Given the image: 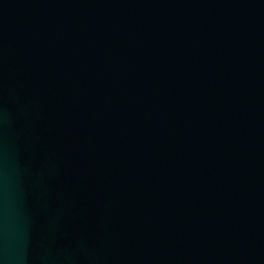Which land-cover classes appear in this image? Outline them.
<instances>
[{"label":"water","instance_id":"1","mask_svg":"<svg viewBox=\"0 0 264 264\" xmlns=\"http://www.w3.org/2000/svg\"><path fill=\"white\" fill-rule=\"evenodd\" d=\"M0 264H264V0H0Z\"/></svg>","mask_w":264,"mask_h":264}]
</instances>
